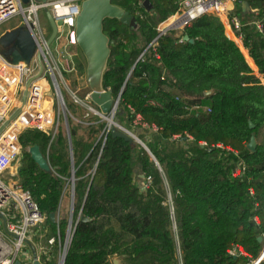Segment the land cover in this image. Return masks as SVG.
<instances>
[{"label":"trees","instance_id":"1","mask_svg":"<svg viewBox=\"0 0 264 264\" xmlns=\"http://www.w3.org/2000/svg\"><path fill=\"white\" fill-rule=\"evenodd\" d=\"M150 1L152 10L141 0H112L135 26L105 20L113 42L103 83L114 98L122 92L115 117L158 163L141 144L113 136L100 116L88 125L69 118L70 134L61 118L56 133H21L17 178L48 213L47 237L59 224L63 238L68 218L50 214L59 212L74 175V233L64 264H115V257L119 264H252L264 248V0H234L227 15L243 49L215 11L179 34L160 35L183 0ZM135 161L150 178L144 188Z\"/></svg>","mask_w":264,"mask_h":264},{"label":"built area","instance_id":"2","mask_svg":"<svg viewBox=\"0 0 264 264\" xmlns=\"http://www.w3.org/2000/svg\"><path fill=\"white\" fill-rule=\"evenodd\" d=\"M83 1L53 0L48 3H38L29 0L28 3H24L23 0H0V30L15 19L22 18L24 26L30 31L36 47L30 62L19 61L15 63L0 51V264H15L17 260L23 264L21 253L30 238V232L34 228H44L46 234L49 232L47 226L49 215L41 210L38 201L31 192L25 190L19 180L7 182L4 177L20 156L22 146L19 137L21 133L28 128L53 129L56 133L62 115L67 113L73 117L67 106L64 87L72 94L75 104L84 106L82 123L88 125L91 118L97 116L102 118L100 109L91 100L90 93L81 98L77 90H73L68 83V78L71 75H74L76 80L79 76L75 54L71 47L77 45L75 21L80 14ZM231 1L234 2V0ZM41 10L49 11L55 22H62V25L58 26L53 40L55 43L54 51L51 48V43H49L52 28L51 25L49 27L43 25L39 15ZM230 10L221 3V0H183L179 11L168 21L166 27L161 28L160 35L169 30H182L194 19L208 11L217 12L223 20L228 22L227 15ZM235 25L239 27L237 20H235ZM257 25L261 29V24L258 23ZM182 39L181 37L180 41ZM157 57L159 58V56ZM25 77L32 79L26 103L21 112L11 122L7 123L6 121L16 104L20 103L18 96L24 88ZM49 85L52 89L51 94L48 90ZM48 96L53 98L55 104L48 105L49 102L46 99ZM179 96L186 97L180 94ZM188 108L192 110L199 108V106L192 105ZM204 109L210 110L207 107ZM107 127L109 131L111 124L108 122ZM143 177L146 187L150 178L144 175ZM69 185L71 191L74 192L75 182L72 178H70ZM71 204L74 205V198L72 197ZM51 214L55 215V219L51 218ZM51 214L50 218L59 222L60 208L58 213ZM73 233V218H69L66 236L63 238L58 224L57 233L48 237L46 244L41 243L36 248L33 247V264L36 259L40 264H44L40 261L38 252L47 255L50 247L54 245L59 246L58 264H64V256L67 253ZM263 259L264 257L260 261ZM46 261L48 262L49 258H46ZM260 261L254 260L252 264H259Z\"/></svg>","mask_w":264,"mask_h":264},{"label":"water","instance_id":"3","mask_svg":"<svg viewBox=\"0 0 264 264\" xmlns=\"http://www.w3.org/2000/svg\"><path fill=\"white\" fill-rule=\"evenodd\" d=\"M34 1L38 3H48L53 0ZM141 1L147 10L153 9V5L150 0ZM23 2L28 3L29 0H23ZM221 3L230 9H232L234 6V2L231 0H221ZM107 18L119 19L125 24L135 26L133 15L126 11L123 7L114 4L112 0H84L81 4L80 14L77 16L75 21L76 44L79 46L86 60V79L91 90L90 97L93 104L100 109L102 118L111 124L109 131H111L113 136L122 137L131 144L139 143L149 153H151L146 143L141 138H139L136 132H132L121 125L119 118L115 117L114 121L112 122H109V119L107 118L108 114L116 112L122 94V92H120L118 97L114 98L112 91L106 90L103 83L105 70L112 53L110 44L113 42V40L110 39L104 30V22ZM48 19L52 28V34L49 39V43H51L56 36L58 26L62 25V22H55L52 14L49 11ZM224 22L226 24L228 33L230 29L229 24L227 20H224ZM228 35L242 47L241 42L235 34V37H232L229 33ZM3 38L7 43L4 47H0V51L5 56L11 58L15 63L19 61L30 62L35 53L36 47L30 31L25 26L15 27L7 31L5 34H3ZM188 38L189 36L185 35L184 39ZM130 75L131 74H129L128 78ZM64 121L66 128L68 129V133L70 134L69 117L67 113L64 114ZM250 127H254V123L252 121L250 122ZM248 147L252 151L255 150L256 138L254 135L251 137ZM30 151L40 165V161H42L46 163L48 168L47 160L44 158L38 146L31 147ZM152 157L156 160L153 154ZM71 178L75 181L74 175H72ZM74 195V192L71 191L72 198H74ZM73 210L74 205L71 204L69 215L70 219L73 218ZM51 218L55 219V215L51 214ZM258 240L263 241V237L260 236ZM66 255L64 256V261L66 259ZM263 257L264 248L256 261H260ZM15 264L22 263L17 260ZM34 264H40V262L36 259Z\"/></svg>","mask_w":264,"mask_h":264},{"label":"rangeland","instance_id":"4","mask_svg":"<svg viewBox=\"0 0 264 264\" xmlns=\"http://www.w3.org/2000/svg\"><path fill=\"white\" fill-rule=\"evenodd\" d=\"M39 15L41 16L42 18V23L44 26L46 27H49V19H48V11L47 10H41L39 12ZM167 23H162L160 25V29L163 28L164 26L166 27L167 26ZM21 27V26H24V21L22 18H17L15 19L14 21H12L8 26H6L5 28L1 29V32H3L6 28H9V27ZM176 31V30H175ZM182 30H177L176 32L179 34ZM0 32V33H1ZM6 40L3 38V35L0 37V47H4L5 44H6ZM51 48L53 49V51L55 50V43L52 41L51 42ZM73 52H74V57L77 55V57H79L80 59L82 58L83 60V57H81V55H78L79 52H80V48L79 46L76 45V47L74 46L71 47ZM79 74V73H78ZM83 77H80L78 76V79L76 80V77L74 75H71L70 78H68V83L70 84V87L73 88V90H77L78 92V95L81 97V98H84V96L87 94V92H89L90 90V86L87 82V79H86V73L84 75H82ZM31 78H28V77H25L24 78V81H23V85H24V88L20 91L19 93V100H20V103H17L13 112L11 113L9 119L6 121L7 123L11 122L20 112L21 110L24 108V105L26 103V100H27V97H28V89H29V86H30V83H31ZM50 86V85H49ZM51 87V86H50ZM52 91V89H51ZM51 91L49 92L51 94ZM64 95H65V99H66V102H67V106L70 107L71 109H75L76 113H73V117L68 115V117L73 121V122H76V123H79V120L80 119H83L82 117V114H83V111H84V106H81V105H77L73 102V97H72V94L68 91V89H66L64 87ZM117 110V109H116ZM116 113V112H115ZM108 115H111V114H108ZM62 119L64 120V116L62 115L61 116ZM112 118H115V115L112 116ZM105 120V119H103ZM65 122V121H64ZM120 122V121H119ZM121 123V122H120ZM110 124V123H109ZM135 124H137V121L132 124V128L135 127ZM123 125V124H121ZM124 126V125H123ZM125 128H127L126 126H124ZM128 130L134 132L133 129H129L127 128ZM82 132V130L80 131ZM136 144V143H135ZM19 159H20V156L19 158H17L14 162V165H18V162H19ZM136 159V157H135ZM41 163V166L47 168V165L46 163L40 161ZM135 165H136V168H135V176H136V180L139 182V184L144 188L145 187V179L143 177V174H141L140 170H139V166L137 165V162L135 161ZM10 175L9 174H5L4 177H9ZM68 194V193H67ZM66 197V196H65ZM63 198V202L62 204L65 205L64 208L66 210V207L68 205V202L66 200V198ZM64 212V211H63ZM1 227H3V225L1 224ZM48 257L51 256V252H49L47 254ZM116 261L117 264L120 263V260L118 257H115L113 258V261ZM53 261V264H58V258H55ZM114 261V262H115Z\"/></svg>","mask_w":264,"mask_h":264},{"label":"crops","instance_id":"5","mask_svg":"<svg viewBox=\"0 0 264 264\" xmlns=\"http://www.w3.org/2000/svg\"><path fill=\"white\" fill-rule=\"evenodd\" d=\"M9 24H7L6 26H8ZM6 26H4L3 28H5ZM13 28H15V27L12 26V27L6 28L3 32H1V30H0V32H1L0 33V37L3 34H5L7 31H9V30H11ZM228 33L232 37H235L232 30L229 29ZM74 46L76 47V45H73L72 47L74 48ZM78 55H80V54H78ZM75 60H76L77 67H78V63H79L78 60H82V58L80 59L76 55L75 56ZM78 72H79V77H80V75H81V77H83L82 76L83 74L80 73L79 67H78ZM48 90H49V92L51 91V87L50 86H48ZM90 92H91V90H89V92H87V94L90 93ZM46 99L49 102L48 105L55 104V101L53 102V98L51 96H48ZM82 116H83V114H82ZM20 166H21L20 159H19L18 165H14V163L12 164L11 168L6 173V174L10 175L9 177H5L7 182H14V181L19 180L17 178V176H18V172H19ZM67 193L65 194L66 197L65 196L64 197L66 198V200L68 202V205L66 207V210L64 208L65 205L62 204L60 206V214H61V218L67 217L68 218V223H69V218H70L69 215H70V208H71V188L68 189ZM62 202H63V200H62ZM64 233H65L64 234V237H65L66 236V230H65ZM47 234H46V229H44V228H38V229L34 228L30 232V234H29L30 238H29L28 242L25 244V246L23 247L22 253H21V260H22L23 264H33V254H32L33 253V249H34L33 247L36 248L38 245H41V243L46 244V241L48 239ZM47 247H49V246H47ZM56 247H57L56 255H57V258H58L59 257V253H60L59 246L58 245H54V246H51L50 249H49V252H51V256L50 257H48L46 255V253H39L38 252V256L40 258V261H42L44 264H47L46 258H49V261H52L53 259H55V253L54 252L56 250ZM115 264H117L116 261H115Z\"/></svg>","mask_w":264,"mask_h":264},{"label":"bare ground","instance_id":"6","mask_svg":"<svg viewBox=\"0 0 264 264\" xmlns=\"http://www.w3.org/2000/svg\"><path fill=\"white\" fill-rule=\"evenodd\" d=\"M230 30H232L231 28H230ZM76 39V38H75ZM112 116H113V113L111 114V115H108V119H109V122H112V121H114V118H112Z\"/></svg>","mask_w":264,"mask_h":264}]
</instances>
